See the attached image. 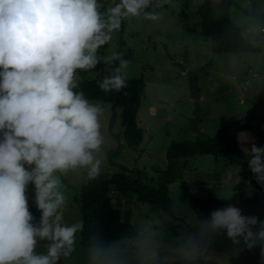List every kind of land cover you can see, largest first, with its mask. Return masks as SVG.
<instances>
[{
	"label": "clouds",
	"instance_id": "9594fccd",
	"mask_svg": "<svg viewBox=\"0 0 264 264\" xmlns=\"http://www.w3.org/2000/svg\"><path fill=\"white\" fill-rule=\"evenodd\" d=\"M168 0H0V264H58L74 246L82 222L65 221V176L100 175L106 159L105 106L79 87L80 72L117 62L98 81L104 92L127 84L130 61L122 52L102 54L122 23L133 17L156 21ZM238 139L247 142V133ZM247 165L264 186V145L244 148ZM235 171L239 172L237 165ZM32 185L37 220L29 210ZM223 232L234 245L260 246L264 219L227 204L211 211L202 233ZM41 242H46L39 250ZM193 243L186 260L197 253ZM91 264H128L114 247L95 245ZM140 264H153L141 249Z\"/></svg>",
	"mask_w": 264,
	"mask_h": 264
},
{
	"label": "rangeland",
	"instance_id": "374dc122",
	"mask_svg": "<svg viewBox=\"0 0 264 264\" xmlns=\"http://www.w3.org/2000/svg\"><path fill=\"white\" fill-rule=\"evenodd\" d=\"M201 1L168 0L156 9L161 13L156 21L141 17L127 19L125 32L114 33L110 45L102 49V54L122 52L130 61L127 78L143 77L146 83L140 109L144 139L137 147L127 146L120 117L113 128L119 138L111 135L108 128L111 105L100 103L106 108L103 131L107 148L124 144L116 163L141 170L150 184H157L166 168L167 148L172 140H195L199 133L215 135L222 126L239 121L246 124L239 134L249 136L247 142L240 140L244 147L251 142L264 145L260 137L264 134V0H235L237 5L230 10L233 22L260 47L257 53H214L209 38L202 32ZM107 4L104 3L105 7ZM116 63H100L85 72L84 79L97 78L105 66L112 68ZM191 79L196 81L194 92ZM187 165L184 177L169 186L173 216L153 204L139 201L131 193L112 189L114 206L135 226L138 237L115 241L110 247L118 249L128 264H140L138 253L147 248L156 253L153 264L177 261L185 258L184 253L190 251L193 243L198 249L192 258L196 262L209 259L210 264H264L259 245L247 248L242 241L234 245L223 232L202 233L203 221L190 204L192 196L240 203L242 214L264 219V186L254 179L247 158L205 154L191 157ZM237 165L239 172L235 171ZM102 171L118 172L120 168L111 166L106 157ZM64 182L69 197L65 221L82 222L76 201L81 195L82 176L79 172H69ZM28 193L29 210L38 220L40 212L32 199L31 184ZM243 196L250 200H243ZM197 235L205 238L210 248L198 244ZM45 243L41 242L39 250H43ZM90 250L81 245L80 229L71 253L58 264H91Z\"/></svg>",
	"mask_w": 264,
	"mask_h": 264
},
{
	"label": "trees",
	"instance_id": "16d2710c",
	"mask_svg": "<svg viewBox=\"0 0 264 264\" xmlns=\"http://www.w3.org/2000/svg\"><path fill=\"white\" fill-rule=\"evenodd\" d=\"M103 3H108V0H103ZM235 5H237L235 0H202L199 4V15L203 34L209 38L214 53L260 52V47L253 44L233 22L230 10ZM126 24V21L122 23L120 29L122 33L126 30ZM115 66L116 64L113 65ZM110 70V67L105 66L101 75L94 79H84L85 72H80L79 87L90 100L111 105L109 132L119 138L113 128L120 117L125 128L127 146L137 147L144 139V129L140 126V109L146 83L143 77L127 78V84L121 90L104 92L98 87V81ZM190 84L194 92L196 81L191 79ZM245 127L244 122L231 121L219 128L215 135L199 133L195 140L170 141L166 153L167 166L155 185L144 180L141 170L116 163L115 160L124 149V144L120 142L113 149L106 148L108 163L111 166H118L120 171H101L99 176L87 181L82 178L81 195L76 198L82 217L81 245L84 248H92L95 245L109 248L115 241L138 237L135 226L125 220L121 210L114 206L111 196L113 188L124 194L131 193L139 201L153 204L167 215L173 216L169 186L184 177L190 158L205 154L244 158L245 153L239 143L238 134ZM190 204L201 221L208 218L211 211L216 208L227 204L239 207V204L224 200L193 196L190 198ZM196 241L200 245L206 244V239L200 235L196 236ZM157 264H205V262L182 258L173 262L159 261Z\"/></svg>",
	"mask_w": 264,
	"mask_h": 264
},
{
	"label": "crops",
	"instance_id": "0c3cea01",
	"mask_svg": "<svg viewBox=\"0 0 264 264\" xmlns=\"http://www.w3.org/2000/svg\"><path fill=\"white\" fill-rule=\"evenodd\" d=\"M263 139V138H262ZM239 143H240V145H241V147H243V149L245 148L243 145H242V142L239 140ZM248 147H250V144H249V146ZM246 157V156H245ZM244 157V158H245ZM243 158V159H244ZM253 195H254V193H253ZM256 196V195H255ZM242 199L243 200H245V199H249L250 200V197H248V196H243L242 197ZM241 203H242V201H241ZM238 204H240V203H238ZM222 233V232H221ZM204 247H208V248H210L209 247V242L206 240V244L204 245ZM202 260H204V262L206 263V264H210V261L211 260H209V259H202ZM217 264H224V262H222V263H217Z\"/></svg>",
	"mask_w": 264,
	"mask_h": 264
},
{
	"label": "water",
	"instance_id": "95a60500",
	"mask_svg": "<svg viewBox=\"0 0 264 264\" xmlns=\"http://www.w3.org/2000/svg\"><path fill=\"white\" fill-rule=\"evenodd\" d=\"M260 137L264 139V134L261 133V134H260ZM178 218H179V217H178ZM179 219L183 220V218H179Z\"/></svg>",
	"mask_w": 264,
	"mask_h": 264
}]
</instances>
